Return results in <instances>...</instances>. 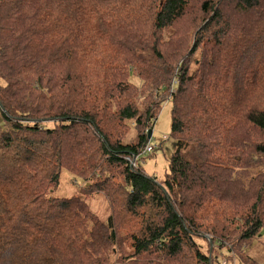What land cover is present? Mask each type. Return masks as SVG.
Here are the masks:
<instances>
[{"label":"trees","instance_id":"1","mask_svg":"<svg viewBox=\"0 0 264 264\" xmlns=\"http://www.w3.org/2000/svg\"><path fill=\"white\" fill-rule=\"evenodd\" d=\"M168 101L158 180L139 162ZM63 171L84 198L53 196ZM256 240L264 0H0V264H256Z\"/></svg>","mask_w":264,"mask_h":264},{"label":"rangeland","instance_id":"2","mask_svg":"<svg viewBox=\"0 0 264 264\" xmlns=\"http://www.w3.org/2000/svg\"><path fill=\"white\" fill-rule=\"evenodd\" d=\"M174 84L172 81L171 86ZM174 91L171 89L170 94ZM169 96V95H168ZM158 119L153 128L152 138L150 141L154 152L150 155L143 156L139 162L142 169L150 177L158 180H164L169 173V164L172 156L177 151L176 142L171 138L172 127V104L170 101L165 102ZM84 182L82 179L73 176L68 171L61 174L60 187L54 197L69 198L79 196L84 198L82 188ZM91 210L103 221H107L110 216V206L107 198L101 194H95L87 200ZM223 254L228 253L223 251ZM222 254V255H223ZM221 255V256H222ZM229 257L233 255L228 253ZM247 255L252 258L256 264H264V240H256L247 248ZM233 259V258H232ZM231 259V260H232ZM223 257L216 258L214 264H224ZM231 264H243L238 258Z\"/></svg>","mask_w":264,"mask_h":264},{"label":"built area","instance_id":"3","mask_svg":"<svg viewBox=\"0 0 264 264\" xmlns=\"http://www.w3.org/2000/svg\"><path fill=\"white\" fill-rule=\"evenodd\" d=\"M154 150V148L151 146L150 141L148 142V145L146 146L145 152L150 153ZM130 163L132 164L133 168H137V158H134V160L129 159Z\"/></svg>","mask_w":264,"mask_h":264},{"label":"water","instance_id":"4","mask_svg":"<svg viewBox=\"0 0 264 264\" xmlns=\"http://www.w3.org/2000/svg\"><path fill=\"white\" fill-rule=\"evenodd\" d=\"M152 133H153V131H150L149 134H148V139L149 140L152 138Z\"/></svg>","mask_w":264,"mask_h":264},{"label":"clouds","instance_id":"5","mask_svg":"<svg viewBox=\"0 0 264 264\" xmlns=\"http://www.w3.org/2000/svg\"><path fill=\"white\" fill-rule=\"evenodd\" d=\"M174 92H175V90L174 89H172ZM152 131V130H151ZM151 140V139H150Z\"/></svg>","mask_w":264,"mask_h":264}]
</instances>
